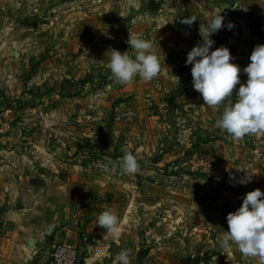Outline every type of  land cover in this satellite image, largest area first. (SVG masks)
<instances>
[{
  "label": "rangeland",
  "instance_id": "374dc122",
  "mask_svg": "<svg viewBox=\"0 0 264 264\" xmlns=\"http://www.w3.org/2000/svg\"><path fill=\"white\" fill-rule=\"evenodd\" d=\"M218 14L225 27L210 51L227 47L243 70L264 44V0H0L1 235L24 214L52 245L88 237L86 264H116L123 249L131 264H258L218 241L245 194L264 192V136L236 142L217 129L222 110L204 105L186 65L200 24ZM129 30L169 54L158 78L125 87L107 64L110 49L131 50ZM168 34L182 41L156 45ZM125 150L140 173L106 174ZM241 170L250 183L238 182ZM109 208L121 220L118 244L97 226Z\"/></svg>",
  "mask_w": 264,
  "mask_h": 264
},
{
  "label": "clouds",
  "instance_id": "9594fccd",
  "mask_svg": "<svg viewBox=\"0 0 264 264\" xmlns=\"http://www.w3.org/2000/svg\"><path fill=\"white\" fill-rule=\"evenodd\" d=\"M137 3L138 0H128L130 6L134 7ZM194 21L195 17H187L182 23L190 27ZM224 27V17L220 14L212 17L207 26L200 24L199 35L202 40L188 52L186 58V65L192 66L193 88L201 95L205 106L216 111L222 110L215 120V127L234 141L264 136V44L254 47L250 63L242 70L239 65L232 63L233 57L227 47L221 46L210 51L215 43L211 36ZM233 27L229 22L227 28L231 30ZM126 43L130 51L110 49L107 64L109 78L125 87L133 84L137 78L145 83L158 78L163 69L160 57L153 50V42L129 30ZM242 71L247 75L246 84L240 80ZM102 167L109 175L116 170L127 176L137 175L141 171L137 156L127 150L118 161L108 160ZM252 177L253 174L246 171V175L238 182L250 183ZM226 219L228 229L218 241L219 250H231L235 246L243 256L264 264V192L259 188L247 192L241 206L229 212ZM97 226L119 243L121 220L112 209L99 214ZM131 256L130 249L121 250L115 257L116 264H131Z\"/></svg>",
  "mask_w": 264,
  "mask_h": 264
},
{
  "label": "crops",
  "instance_id": "0c3cea01",
  "mask_svg": "<svg viewBox=\"0 0 264 264\" xmlns=\"http://www.w3.org/2000/svg\"><path fill=\"white\" fill-rule=\"evenodd\" d=\"M172 19L171 17L169 20ZM187 41H193V36H188ZM186 39H183L185 43ZM156 40V45L159 44H169L176 46L180 44L182 40L172 37L171 35H167L166 40H160L158 37ZM187 43L188 46L191 47V44ZM160 45V46H162ZM217 45V42L214 43ZM194 46H196L194 44ZM190 48L189 50H191ZM168 56V51L166 53L160 52L157 54L159 57ZM161 60V59H160ZM13 222L10 231L8 234L1 235L0 234V264H44L45 259L47 258L48 252L52 248V246L58 242H55L53 245L51 244L54 240L52 236L46 235L44 232L45 227L37 226L33 221L30 220V216L18 214V216L12 217ZM107 238L110 239V236L107 235ZM72 242L79 246L81 250V262H83V258L85 255V246L81 240L77 239L74 235ZM34 241V245L31 243ZM67 241V240H66ZM96 241V240H95ZM97 241H102L101 238H97ZM116 249V248H114ZM105 262H109L108 259L103 260L100 264H106ZM114 262V261H113Z\"/></svg>",
  "mask_w": 264,
  "mask_h": 264
},
{
  "label": "built area",
  "instance_id": "2783aa9c",
  "mask_svg": "<svg viewBox=\"0 0 264 264\" xmlns=\"http://www.w3.org/2000/svg\"><path fill=\"white\" fill-rule=\"evenodd\" d=\"M83 244L85 246V250H91V247L88 246V237L83 238ZM100 252L99 248L95 249L96 255H99ZM81 254L82 253L78 245L69 241L58 242L54 244L48 252L44 264H86L81 262Z\"/></svg>",
  "mask_w": 264,
  "mask_h": 264
},
{
  "label": "water",
  "instance_id": "95a60500",
  "mask_svg": "<svg viewBox=\"0 0 264 264\" xmlns=\"http://www.w3.org/2000/svg\"><path fill=\"white\" fill-rule=\"evenodd\" d=\"M31 245H32V246L34 245V241H32Z\"/></svg>",
  "mask_w": 264,
  "mask_h": 264
}]
</instances>
